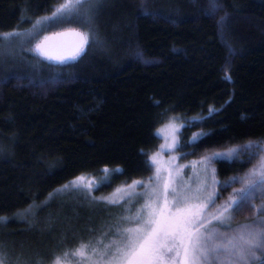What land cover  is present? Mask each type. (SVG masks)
<instances>
[{"label": "trees", "instance_id": "obj_1", "mask_svg": "<svg viewBox=\"0 0 264 264\" xmlns=\"http://www.w3.org/2000/svg\"><path fill=\"white\" fill-rule=\"evenodd\" d=\"M64 2L0 0V33H19L0 44L15 50L0 56L4 253L51 264L81 241L91 243L101 217L120 211L99 198L152 178L150 157L171 120L180 124L177 163L237 150L231 159L212 160L221 183L214 203L222 209L206 219L219 209L233 225L259 215V191L232 213L243 194L227 182L264 153V0H100L55 16ZM68 15L89 43L74 61L42 59L36 45L65 30L53 26ZM82 175L108 183L96 187L89 204L61 202L64 185ZM174 253L165 264H178Z\"/></svg>", "mask_w": 264, "mask_h": 264}, {"label": "rangeland", "instance_id": "obj_2", "mask_svg": "<svg viewBox=\"0 0 264 264\" xmlns=\"http://www.w3.org/2000/svg\"><path fill=\"white\" fill-rule=\"evenodd\" d=\"M68 14L70 15L71 12ZM69 15L66 19L68 20L67 22H61L59 26L55 22L53 28H65V30L81 29L82 27L76 24V21H70ZM14 51L12 50V52ZM12 52L8 46H4L0 50V56L12 54ZM179 128L180 124L177 120H171L160 128L159 134L163 139V143L160 149L150 157L154 167V173L150 180H144L142 184H135L133 187H130L134 181L125 186L117 187L107 195L99 198L104 203L116 204V207H119L120 211L117 210V214L109 216L108 219L105 216L101 217L102 222L99 234L91 237V243H85L86 241L79 243V247L81 244L89 245V247L84 249L85 255L83 257L72 255H68L69 257L67 258L63 257L64 264H117V261L111 259V257L116 254V246L121 243L123 237L128 235L133 237L143 236L152 228L159 230L174 224L179 219L187 220L188 224L181 233V236L177 238L180 241L179 254L177 255L178 264H186L184 250L189 247V236L193 242H195L196 237H199L200 242L206 243L209 249L217 245L221 249L225 246L230 247V245H227L228 241H232V244L237 246L242 244L240 236H246L249 231V229L242 226L257 223L258 215L250 221L241 223L242 225H233L224 216L225 213L221 216L222 206L218 207L216 203H209L210 200H215L218 186L221 185L214 173L213 161L206 159L209 156H204L201 160L189 165L177 163L173 150L178 142ZM152 157H155L154 162ZM262 162H264V153L261 154V157H259L251 170L258 168ZM251 170L227 183H236L238 184V188H244L245 185L241 180ZM83 176L86 179L81 183L80 187H72L69 190L66 189L59 192L58 196L61 202L64 201L69 206H71V203L72 206H79L78 202L91 203L90 194L94 192L97 184H101L102 180L99 181V177L91 175ZM166 186L168 188L167 200H165ZM172 188H175L179 194V210L177 208V201L172 199ZM79 189H83V191H79ZM256 191L260 192L258 196L260 202L256 205V210L264 212V188L257 189ZM227 199L229 200L230 198ZM235 199L237 197L234 196ZM58 207L60 208V205ZM216 208H221L217 209L220 213L216 214L215 218L207 220L206 217H214L212 214L216 211ZM226 219L227 224H229L228 226L221 224V221H225ZM33 224L35 225V222ZM127 229H131L132 231L129 233L126 231ZM108 245H111V247H106ZM5 254L8 255L6 256L8 264H20V261L26 262L25 264H31L33 261L38 262L42 259L37 255L33 258L29 254H23L22 252L17 253V255H11V253ZM257 256L262 257L264 255L260 251H257ZM249 259L251 264L256 261L251 260V258ZM166 261L168 260L166 259ZM197 264H230V258L225 253L217 259L215 253H213L212 258L209 260L200 259ZM232 264H236V262L233 260Z\"/></svg>", "mask_w": 264, "mask_h": 264}, {"label": "snow or ice", "instance_id": "obj_3", "mask_svg": "<svg viewBox=\"0 0 264 264\" xmlns=\"http://www.w3.org/2000/svg\"><path fill=\"white\" fill-rule=\"evenodd\" d=\"M98 3L100 0H65L64 4L56 10L54 13L55 16H62V14L79 11L82 8L84 3ZM37 23H40L37 21ZM19 33H0V44L3 41L9 40L11 37L18 36ZM80 39L79 46L68 56L66 57H52L47 52L44 51L43 44H37L34 51L39 55L46 57L49 60L56 59L59 63L63 64L68 61L76 60L84 51V46L89 43V35L87 32L77 33ZM48 39L47 37L45 38ZM225 79L231 81V76L228 75L227 69H225ZM210 111H212L210 109ZM196 139L195 137L193 138ZM252 145L249 144L246 146V149H252ZM259 148V146H257ZM236 149H230L225 153H216L213 157L206 158L209 161L228 158L231 159L236 153ZM153 162L155 157H152ZM149 170H151L149 166ZM104 173H107L109 170L104 169ZM115 171L119 172L120 169ZM85 176H78L75 180L70 181L69 184L64 185V189L69 187H80L81 183L85 181ZM241 182L245 185L244 188L239 191L243 194L240 199L233 201L232 213H237L240 206L243 203L248 201V196L254 193L257 189L264 188V162L258 168H254L251 172L244 178ZM91 183V181H89ZM108 183V179L105 178L101 181V184ZM142 181H135V184H142ZM97 184V188L101 186ZM87 186V185H84ZM172 199L177 201V208L179 210V194L175 188L171 189ZM168 198V188L165 187V200ZM113 202V201H109ZM209 203L214 204V201H209ZM225 207V211H227ZM259 213L257 223L253 225H244L242 227L249 229L246 236L241 235L240 240L242 244L239 246L232 244V241H228L227 245L224 248H220L219 245L209 249L206 243H201L200 238L196 237L195 242L192 241V238L189 236V247L185 248V260L186 264H197L200 259L209 260L212 258V254L215 253V257L218 259L220 255L227 254L230 258V264L234 260L236 264H251V260H258L257 251H260L264 255V212L257 210ZM223 213H221V216ZM231 217L229 216V219ZM0 223H6V218L0 217ZM188 224L187 220L179 219L174 224L162 228L156 229L152 228L146 232L143 236L133 237L131 235L125 236L122 238L121 243L116 246V254L112 255L111 259L117 261V264H165V260H174V256H169L168 254L176 253L179 254V244L178 237L181 236V233L184 231L186 225ZM221 224H224V221H221ZM127 232H131V229H127ZM89 247L88 244H81L79 248L75 249L71 253L72 256H81L85 255L84 249ZM106 247H111L108 245ZM69 255L68 252L63 253V257L67 258ZM0 264H8L6 260V254L3 251V245L0 244ZM51 264H64L61 256H55L51 260ZM264 264V261L261 262Z\"/></svg>", "mask_w": 264, "mask_h": 264}, {"label": "water", "instance_id": "obj_4", "mask_svg": "<svg viewBox=\"0 0 264 264\" xmlns=\"http://www.w3.org/2000/svg\"><path fill=\"white\" fill-rule=\"evenodd\" d=\"M77 33L83 32L78 29H68L54 32L46 36L48 38L47 40L45 37L38 44H43L44 51L52 57H66L80 44V39ZM36 54L44 60L59 63L56 59L49 60L46 57L39 55L37 52Z\"/></svg>", "mask_w": 264, "mask_h": 264}]
</instances>
